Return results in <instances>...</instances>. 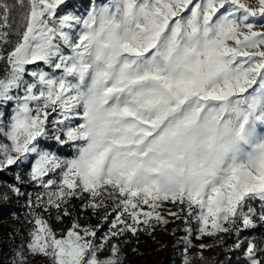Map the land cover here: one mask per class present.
Here are the masks:
<instances>
[{
  "label": "snow or ice",
  "instance_id": "obj_1",
  "mask_svg": "<svg viewBox=\"0 0 264 264\" xmlns=\"http://www.w3.org/2000/svg\"><path fill=\"white\" fill-rule=\"evenodd\" d=\"M66 7L0 0V172L30 163L43 189L13 264H123V237L172 219L194 221L197 239L264 225V0ZM72 199L100 223L57 233L37 209L61 220ZM184 243L182 264L210 247ZM233 247L264 264V237Z\"/></svg>",
  "mask_w": 264,
  "mask_h": 264
},
{
  "label": "rangeland",
  "instance_id": "obj_2",
  "mask_svg": "<svg viewBox=\"0 0 264 264\" xmlns=\"http://www.w3.org/2000/svg\"><path fill=\"white\" fill-rule=\"evenodd\" d=\"M82 1V2H81ZM86 2V3H85ZM92 0H66L67 7L65 11H73L77 15L86 14L87 10L91 6ZM8 111H11V105L7 106ZM0 141L7 143L2 137ZM51 144L52 149L55 150L57 146L54 142H46ZM60 154L69 157L71 155V149H61ZM30 163H25L19 167L12 166L6 172L11 174V181H6L0 179V199H3V195L7 193L8 197L16 196L7 189L8 184H16L20 188L21 193H24L27 186H29V191L27 193V198L22 202V205L25 207L22 210L21 216L11 212L5 216L0 221V245L5 242V245H9L11 249V262L13 264L14 253L20 249L22 241L26 240L27 235L30 231L31 225L28 223L27 213L29 208L26 206L31 194V198L35 201L37 194L43 191L39 185L34 184L29 181L28 171L30 169ZM21 176V181L16 180V176ZM84 203L81 199H72L68 204V208L72 212L71 216H62L61 220H57V212L55 209H51L48 212H44L41 209H37L43 217L48 220L51 227L59 233L61 230L66 229L72 223L73 219H78V222L81 225H92L100 223L99 218L93 214L90 209H82L81 205ZM169 207H171L169 205ZM175 210V209H173ZM102 214V213H101ZM163 214V213H162ZM62 215V213H61ZM197 225L194 221L189 220L186 224L184 219H172L166 226H160L155 229L154 232L148 234L146 232H140L137 237H133L131 234L126 235L119 241L122 245L124 261L123 264H144L142 256L144 254L158 253L157 258H160V255H163L164 252H172L175 254L174 258H179L182 264L183 255H184V237H188L191 241L193 247L189 248V255H193L200 251L198 247H195L201 243L207 244L210 247L203 251V256L210 253L212 259L216 258L220 254V249L227 250L230 249V245L227 244V238L229 235L234 234L237 238L236 233H221L214 237H202L197 239L196 233ZM191 229V232L189 231ZM107 231V224L102 226V231L98 233L99 236H103L104 232ZM116 242V241H114ZM135 249V251H134ZM160 252V253H159ZM107 253H101L100 255H106ZM203 260L196 259L195 264H201ZM28 264H50V261L43 256H29Z\"/></svg>",
  "mask_w": 264,
  "mask_h": 264
},
{
  "label": "trees",
  "instance_id": "obj_3",
  "mask_svg": "<svg viewBox=\"0 0 264 264\" xmlns=\"http://www.w3.org/2000/svg\"><path fill=\"white\" fill-rule=\"evenodd\" d=\"M4 71V65L2 62H0V75H3ZM9 175L11 174L0 172V179L9 182L12 180V177ZM28 188L29 186L26 187V189L29 191ZM27 190H25L23 195L21 196H10L7 200L0 199V221L11 212H15L16 215L21 216L22 210L25 208L22 205V202L27 198ZM248 237H255L257 240L264 237V225L258 224L255 229L244 230L239 234V237L237 238L243 241ZM237 238L234 234L229 235L226 241L231 248L227 250L220 249V254L214 259H212L210 253L207 252L201 264H244V260L242 257L243 249H235L233 247L237 241ZM5 244L6 243L3 242L0 245V264H12L11 249L9 245ZM157 254L158 253H155V255L144 254L142 256L144 264H181L180 259L174 258L175 254L170 252V250L168 252H164L163 255H160V258H157ZM193 264L195 263L193 262Z\"/></svg>",
  "mask_w": 264,
  "mask_h": 264
}]
</instances>
